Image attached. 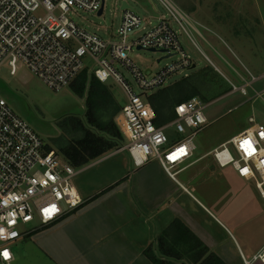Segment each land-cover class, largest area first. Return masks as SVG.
<instances>
[{
	"label": "built area",
	"instance_id": "built-area-1",
	"mask_svg": "<svg viewBox=\"0 0 264 264\" xmlns=\"http://www.w3.org/2000/svg\"><path fill=\"white\" fill-rule=\"evenodd\" d=\"M159 1L168 17H160L129 44L128 36L145 29L148 22L133 7L124 10L119 40H106L69 17L75 9L99 12L105 8V0H0V70L8 63L15 75L20 63L50 89L60 91L86 70L83 58L89 56L96 68L88 71L103 83L118 84L126 96L116 121L127 139L126 149L135 166L142 167L156 159L171 178L177 179L194 156L195 135L208 123V104L200 96H192L175 106V118L170 123L156 124L157 114L148 93L163 88L175 72L195 64L174 24L199 48L186 27L196 30L189 15L172 0ZM134 46L162 51L167 57L177 55V60L157 72L142 70L128 56ZM117 62L130 69L136 87L118 71ZM249 74L250 81L240 87L233 84V90L246 94L248 86L264 79V74ZM249 122L251 126L209 154L220 167L232 166L240 177L254 180L264 198V122H258L254 116L249 117ZM170 126H175L179 133H191L170 143L165 133ZM77 174L76 167L49 148L41 135L0 97V264H12V246L17 241L37 228L54 224L82 205L83 198L74 181ZM4 251L8 252L7 258L2 255ZM256 261L264 264V246L245 264Z\"/></svg>",
	"mask_w": 264,
	"mask_h": 264
},
{
	"label": "rangeland",
	"instance_id": "rangeland-1",
	"mask_svg": "<svg viewBox=\"0 0 264 264\" xmlns=\"http://www.w3.org/2000/svg\"><path fill=\"white\" fill-rule=\"evenodd\" d=\"M124 1L143 14L148 21L145 29L128 36L129 44H133L135 39L155 25L160 17H168L166 8L159 0H153L155 4L152 0H105L102 14L75 9L70 12L69 17L81 27L99 34L106 40H119ZM172 1L191 18V24L196 30L187 25L186 27L200 49L178 24H174L186 52L196 67L193 68V65L190 69L175 72L163 88L183 79L188 80L184 85L186 97L193 94L200 96L201 90L205 95L204 101L208 104L205 108L208 123L195 135L196 150L190 160L199 157L202 159L178 173L177 179L183 183L189 179L186 185L202 200L213 199L216 203L226 204L232 200L231 198H239V195L252 197L248 191L249 187L246 189V186L248 184L255 188V181L240 177L232 166L220 167L212 153H208L251 126L250 116H254L258 122H264V79L254 83L253 87L248 86L246 94L240 90H233V84L240 87L246 81H250L249 72L255 76L264 74V0ZM128 56L142 70L149 68L154 72L177 60V55L167 57L162 51L139 49L136 46L128 51ZM83 62L86 70L94 71L96 68L94 60L89 56H85ZM18 65L19 70L15 75L11 74L8 63L2 66L0 97L41 135L49 148L57 151L60 158L68 162L63 149L74 136L80 135L79 131L74 132L73 121L81 118L85 122L86 96L77 95L71 85L54 91L24 65L20 63ZM116 68L136 87L129 68L120 62L116 63ZM200 71L203 76L200 75ZM110 85L123 105L127 100L122 88L114 82ZM257 92H261L262 95L259 96ZM148 95L150 96V93ZM172 111V108H167L162 113L167 115ZM104 118H108V114L104 115ZM170 122L167 121V124ZM165 133L169 142L173 143L183 139L191 131L179 133L175 126H170ZM229 147L236 155L233 146ZM126 153L129 155V152ZM181 167L183 166L173 171ZM257 209L255 206L253 210ZM19 246L22 249L25 247L23 243H19ZM30 246L31 251L21 250L23 251L21 259L15 264H52L34 243L31 242Z\"/></svg>",
	"mask_w": 264,
	"mask_h": 264
},
{
	"label": "crops",
	"instance_id": "crops-1",
	"mask_svg": "<svg viewBox=\"0 0 264 264\" xmlns=\"http://www.w3.org/2000/svg\"><path fill=\"white\" fill-rule=\"evenodd\" d=\"M126 146L77 169L82 205L17 241L12 264L32 250L31 242L52 264H155L146 250L159 253L157 237L175 219L226 264H245L264 246V198L256 187L247 184L252 197L239 195L226 204L202 200L186 185L189 179L171 178L158 160L136 167ZM200 159L188 160L184 170Z\"/></svg>",
	"mask_w": 264,
	"mask_h": 264
},
{
	"label": "trees",
	"instance_id": "trees-1",
	"mask_svg": "<svg viewBox=\"0 0 264 264\" xmlns=\"http://www.w3.org/2000/svg\"><path fill=\"white\" fill-rule=\"evenodd\" d=\"M200 73L203 76L201 71ZM187 81L183 79L169 87L160 88L149 96L157 114V125L172 121L175 118V106L195 95L186 97L184 94ZM111 83H103L93 73L83 70L70 84L77 95L86 96L87 106L85 122L81 118L73 121V130L75 133L79 131L80 135L74 136L63 149L68 162L74 167H84L127 144V139L116 121L122 104L113 93ZM204 96L200 90L203 100ZM167 108H172L173 111L165 115L162 111ZM106 114L108 118H104ZM157 241L159 253L152 246L146 250V254L155 264H178V260L191 264H226L180 219H175L157 237Z\"/></svg>",
	"mask_w": 264,
	"mask_h": 264
},
{
	"label": "water",
	"instance_id": "water-1",
	"mask_svg": "<svg viewBox=\"0 0 264 264\" xmlns=\"http://www.w3.org/2000/svg\"><path fill=\"white\" fill-rule=\"evenodd\" d=\"M128 8H132V6H130L127 1H124L123 5H122V9L125 10V9H128ZM103 9L104 8H101V10L99 11V14L103 13ZM139 49H141V48L139 47ZM153 51H156V50H153ZM195 67H196V65L193 66V68H195Z\"/></svg>",
	"mask_w": 264,
	"mask_h": 264
},
{
	"label": "snow or ice",
	"instance_id": "snow-or-ice-1",
	"mask_svg": "<svg viewBox=\"0 0 264 264\" xmlns=\"http://www.w3.org/2000/svg\"><path fill=\"white\" fill-rule=\"evenodd\" d=\"M0 231H2V230H0ZM2 255L4 256V257H8V252L7 251H4L3 253H2Z\"/></svg>",
	"mask_w": 264,
	"mask_h": 264
}]
</instances>
